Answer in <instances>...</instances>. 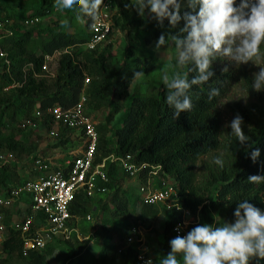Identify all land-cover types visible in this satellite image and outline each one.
Masks as SVG:
<instances>
[{"label": "trees", "instance_id": "obj_1", "mask_svg": "<svg viewBox=\"0 0 264 264\" xmlns=\"http://www.w3.org/2000/svg\"><path fill=\"white\" fill-rule=\"evenodd\" d=\"M114 1L117 13L113 30L132 29L136 35L121 61L113 59L110 42L95 49L81 45L90 35L87 23L82 24L85 36L69 32L58 21L42 25V20L56 13L54 0H18L15 7L19 12L1 17L0 46L5 55L0 56V155L7 154L13 160L0 162V194L27 180L21 172L24 169L21 159L52 148L39 149L42 135H49L55 125L50 109L71 107L84 93L88 108L104 112V123L95 125L98 138L94 162L105 160L108 191L104 198L102 194L89 197L83 191L76 192L69 212L72 218L89 216L97 210V202L96 218L101 226L93 230L92 239L96 244L103 240L104 248L113 250L119 247L125 232L133 230L130 223L137 217L138 199L143 215L157 214L158 204L146 203L140 189L139 197L133 200L117 183V163L123 164L118 159L129 155V161L137 166L146 165L136 176L139 188L149 179L154 185L153 177L159 175L161 181L156 187L169 182L177 192L174 202L181 209L171 207L172 216L163 227L159 249V257L163 258L170 251L169 241L176 236L174 227L182 220L184 210L192 214L200 211L207 224L215 222L217 225L234 220L233 212L239 199H249V203L264 210V184L247 182L250 175H264V93H253L252 101L245 107L238 106L244 121L242 130L250 137L252 147H258L261 152L258 161L253 163L246 155L247 145L239 146L230 132L223 131L218 104L225 93L227 79L215 62L212 65L215 75L207 84L192 89L190 113L182 112L174 119L164 103L166 89L162 80L156 81L151 75L159 66L156 42L165 31L182 35L183 20L175 28H171L167 20L160 27L155 21L142 19L131 8L126 9L124 5L130 0ZM184 11L188 9L182 8L181 15ZM34 17L42 20L26 29V20ZM65 48H69V52L60 56L56 76H45V56ZM140 70L144 76L131 80L133 71ZM187 71L185 67L181 74ZM213 87H219L220 95L209 99L207 93ZM117 115H120L118 125L109 130V124ZM27 120L33 124L28 125ZM57 132L60 140L54 146L71 142L66 134L72 130L58 125ZM218 153L225 154L224 169L212 163ZM111 157L115 159L110 160ZM203 157L207 159L202 161ZM124 171L131 177L125 168ZM15 211V207L9 210L8 221ZM192 227L189 226L188 231ZM129 235L132 234L127 237ZM57 238L62 237H53L44 249L25 253L21 231L11 227L0 243V264L5 262L3 254L17 256L28 264H46L43 251ZM111 241L113 247H107ZM64 243L75 248L72 264H96L85 241L70 236ZM128 252L132 254L133 250ZM154 264L158 263L154 261Z\"/></svg>", "mask_w": 264, "mask_h": 264}, {"label": "clouds", "instance_id": "obj_2", "mask_svg": "<svg viewBox=\"0 0 264 264\" xmlns=\"http://www.w3.org/2000/svg\"><path fill=\"white\" fill-rule=\"evenodd\" d=\"M102 5L103 0H54L57 11L72 13L77 22L87 23L89 27L102 21ZM124 7L160 27L165 20L171 28L181 20L184 22L182 35L165 31L156 42L157 49L161 46L175 49L176 71L171 76L165 72L161 77L166 89L164 103L174 119L182 112H191L192 89L207 84L215 75L212 65L217 59L226 60L236 68L249 62L259 66L250 88L264 91V0H130ZM182 8L188 9L183 15ZM61 27L70 28V25L62 22ZM185 67L187 73L181 74ZM223 71L227 72L228 68ZM142 76L143 70L133 71L131 80ZM207 95L209 99L219 96V87L209 89ZM243 124V118L236 114L227 125L231 129L228 134L235 137L239 146L247 145L246 155L256 163L261 152L249 143ZM212 163L224 169L225 154L215 155ZM247 182L264 184V175H250ZM248 201L236 200L232 222L197 224L186 234L172 238L170 251L159 264H250L253 259L259 264L264 260V210ZM144 264L154 261L149 258Z\"/></svg>", "mask_w": 264, "mask_h": 264}, {"label": "built area", "instance_id": "obj_3", "mask_svg": "<svg viewBox=\"0 0 264 264\" xmlns=\"http://www.w3.org/2000/svg\"><path fill=\"white\" fill-rule=\"evenodd\" d=\"M2 10L0 2V19L4 17ZM54 12H57L55 7ZM100 12L102 21L88 28L89 38L81 44L84 48L95 49L105 43L114 29V17L117 13L115 1L103 0ZM41 20L34 17L25 23L33 26ZM2 27L3 22L0 20V29ZM66 52H69V48L56 50L53 54L45 56L43 65L45 76H56L59 58ZM4 55L5 52L0 46V56ZM85 104L86 98L82 93L80 100L73 106L68 108L56 106L50 109L55 125L49 134L56 136L57 126L62 125L72 132H77L80 145L70 150L67 155L53 157L49 152L39 151L23 159L27 164L25 169L27 180L0 194V243L11 227L21 231L25 253L31 249H44L53 237L67 239L71 234L69 222L72 219L69 205L75 193L83 191L87 196L94 197L108 191L105 186L109 180L105 160L101 163L94 162L98 138L95 128L97 122L87 113ZM26 123L33 124L30 120ZM130 158L128 155L118 160L123 163L131 177H136L146 165L137 166L129 161ZM6 161H10L8 157L0 155V162ZM139 189L146 203L165 205L171 201L169 205L181 209V206L174 202L177 192L173 187H155L149 179L148 183L142 184ZM13 207L16 211L8 221V212ZM189 213H191L189 210H184L182 220L174 227L176 236L187 233L184 216ZM126 240L132 242L133 236L129 235ZM147 259L149 258L145 255H140V264H144Z\"/></svg>", "mask_w": 264, "mask_h": 264}, {"label": "rangeland", "instance_id": "obj_4", "mask_svg": "<svg viewBox=\"0 0 264 264\" xmlns=\"http://www.w3.org/2000/svg\"><path fill=\"white\" fill-rule=\"evenodd\" d=\"M6 0H0L2 6ZM18 0H8L7 4L3 6L2 15L7 16L14 12H19V9L15 7V4ZM58 21L60 24L65 22L70 25V28H66L69 32L81 34L85 36V30L83 25L77 22L72 13L69 12H56L52 15V18L42 20V25H48L51 22ZM36 26V25H34ZM29 29L32 26H28ZM24 28V27H23ZM87 36V35H86ZM135 32L132 29L122 30L115 29L112 31L110 37L107 40V43H111V55L115 61H121L124 56L126 49L129 45L133 44L136 40ZM106 43V44H107ZM159 55V66L156 70L152 72V77L156 81H160L162 75L166 72L169 76L173 74L176 69L174 68L175 64V53L171 46L164 47L161 46L157 49ZM215 62L216 67L221 73H224L226 79V90L222 96L219 104L218 110L221 116L223 131L226 134L230 132L231 129L227 127L228 123L234 118L238 112L239 107H245L248 102L253 100V93H264V91L256 92L253 91L251 86V80L253 74L259 71V66L253 65L251 62L248 64H242L238 68L234 67L230 62L226 60L217 59ZM227 67L228 71L224 72L223 69ZM144 86L143 89H145ZM6 90V89H5ZM87 113H91L93 119L96 122L104 123V112L102 111H92L86 106ZM37 114V113H36ZM122 113H120L121 115ZM117 115L114 121L109 124L108 129H113V126L118 125L119 117ZM23 125V123L21 122ZM111 136L113 131L109 133ZM70 137L71 142L65 145H56L60 138L54 135L43 134L41 138V143L39 149H45L46 147H52L49 149V154L53 157L58 155H67L70 150L77 148L80 145V139L77 132H69L66 134ZM114 138L112 137V140ZM9 160H13L12 156L5 154ZM206 157L202 158L206 160ZM21 162L24 165V169L21 171L25 176L27 164L21 159ZM201 161L197 163V170H199ZM117 183L121 186L122 189H126L131 195L133 200H136L139 197V181L136 177H129L125 171L123 164L120 162L117 163ZM158 181H161V177H153L152 182L154 186L157 185ZM153 184V183H152ZM156 187V186H155ZM161 187H172L171 183H164ZM103 198L107 195L102 194ZM140 200H137L136 211L137 217L131 221V228L134 230L125 232L124 238L120 241L119 247L115 250L104 248L103 240L101 243L93 242V230L99 229L101 222L96 218L97 202H95L96 211L90 213L86 217L72 218L69 222V229L71 231L70 236H75L79 241H85L87 247H90L96 264H140L139 257L140 255H145L147 258L153 259L159 264V260L162 259L159 257V249L162 245V231L163 227L168 218L172 216L171 210V201H168L167 204H158L157 209L158 213L155 215H143L141 209ZM185 228L188 232L189 226H196L197 224L207 223L206 217L200 212L197 211L195 214L189 213L184 216ZM131 233L133 236L132 242H127V235ZM96 237V236H95ZM114 242L111 241L107 247H113ZM133 250V253L130 254L128 251ZM46 259V264H72V259L74 260L75 248L68 247L64 243V239L59 238L54 239L49 246L43 251ZM5 262L3 264H28L27 261L17 257V256H8L3 254ZM250 264H257L255 259L250 261ZM259 264H264V260L259 261Z\"/></svg>", "mask_w": 264, "mask_h": 264}]
</instances>
